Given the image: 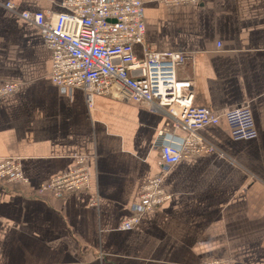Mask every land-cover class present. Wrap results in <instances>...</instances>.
I'll use <instances>...</instances> for the list:
<instances>
[{"label":"crops","instance_id":"crops-1","mask_svg":"<svg viewBox=\"0 0 264 264\" xmlns=\"http://www.w3.org/2000/svg\"><path fill=\"white\" fill-rule=\"evenodd\" d=\"M0 1L62 10L61 0ZM144 11L148 47L187 55L177 74L194 82V104L219 114L249 107L257 136L235 140L225 121L204 127L224 155L182 158L162 182L170 197L121 229L158 170L164 116L54 85L39 28L0 4V85L17 84L0 98V161L19 158L29 181L0 183V264H264V0H145ZM75 155L87 157L88 188L37 196Z\"/></svg>","mask_w":264,"mask_h":264},{"label":"built area","instance_id":"built-area-1","mask_svg":"<svg viewBox=\"0 0 264 264\" xmlns=\"http://www.w3.org/2000/svg\"><path fill=\"white\" fill-rule=\"evenodd\" d=\"M168 6L199 4L202 0H156ZM145 0H61L60 12L20 11L12 1H0L9 11L37 26L52 53L50 78L54 85L83 89L89 101L96 94L131 101L164 116L155 146L159 148L158 170L143 187L140 202L120 228L132 229L144 212L158 207L170 195L162 182L171 167L195 154L224 153L203 134L208 125L225 121L235 140L254 139L257 129L249 107L223 114L194 104L196 87L190 79L178 77V67L187 55L182 51H158L146 44ZM141 44L138 56L134 46ZM16 83L0 85V98L12 94ZM76 166L41 183L39 197H62L89 186L87 157L75 155ZM19 158L0 161V183L26 188ZM97 197L91 203H96ZM201 264H230L211 260Z\"/></svg>","mask_w":264,"mask_h":264}]
</instances>
